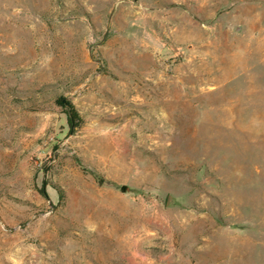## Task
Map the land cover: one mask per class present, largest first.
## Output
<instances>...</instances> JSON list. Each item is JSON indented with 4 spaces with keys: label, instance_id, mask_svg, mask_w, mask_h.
Instances as JSON below:
<instances>
[{
    "label": "rangeland",
    "instance_id": "rangeland-1",
    "mask_svg": "<svg viewBox=\"0 0 264 264\" xmlns=\"http://www.w3.org/2000/svg\"><path fill=\"white\" fill-rule=\"evenodd\" d=\"M0 264H264V0H0Z\"/></svg>",
    "mask_w": 264,
    "mask_h": 264
},
{
    "label": "trees",
    "instance_id": "trees-1",
    "mask_svg": "<svg viewBox=\"0 0 264 264\" xmlns=\"http://www.w3.org/2000/svg\"><path fill=\"white\" fill-rule=\"evenodd\" d=\"M57 104L63 108L64 113L67 117V123L69 128L74 131L77 128H79L82 119L81 116L76 108V106L69 101L68 99H66L65 97H61L60 99H58Z\"/></svg>",
    "mask_w": 264,
    "mask_h": 264
},
{
    "label": "water",
    "instance_id": "water-1",
    "mask_svg": "<svg viewBox=\"0 0 264 264\" xmlns=\"http://www.w3.org/2000/svg\"><path fill=\"white\" fill-rule=\"evenodd\" d=\"M122 190H123V191H126V190H127V187H125V186L122 187Z\"/></svg>",
    "mask_w": 264,
    "mask_h": 264
}]
</instances>
